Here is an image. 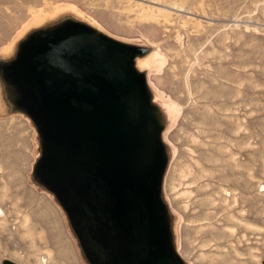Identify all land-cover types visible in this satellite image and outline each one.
<instances>
[{"label": "rangeland", "instance_id": "374dc122", "mask_svg": "<svg viewBox=\"0 0 264 264\" xmlns=\"http://www.w3.org/2000/svg\"><path fill=\"white\" fill-rule=\"evenodd\" d=\"M67 10L153 47L140 66L170 118L164 193L180 255L264 264V0H0V54ZM35 136L22 113L0 114V264H86L61 207L30 181Z\"/></svg>", "mask_w": 264, "mask_h": 264}, {"label": "water", "instance_id": "95a60500", "mask_svg": "<svg viewBox=\"0 0 264 264\" xmlns=\"http://www.w3.org/2000/svg\"><path fill=\"white\" fill-rule=\"evenodd\" d=\"M152 51L67 10L0 54V114L34 127L30 181L61 207L86 264H189L164 193L170 118L139 65Z\"/></svg>", "mask_w": 264, "mask_h": 264}, {"label": "bare ground", "instance_id": "6f19581e", "mask_svg": "<svg viewBox=\"0 0 264 264\" xmlns=\"http://www.w3.org/2000/svg\"><path fill=\"white\" fill-rule=\"evenodd\" d=\"M158 53L157 52H155L153 55H152V57H151V59L153 60V59H155V58H158L159 57V55H157ZM144 62H146V61H139V65H143V63ZM173 108H175L176 110H178V107L176 108V106H174L173 105ZM233 172V171H232ZM216 174V173H215ZM197 180V179H196ZM241 180V179H240ZM228 181V180H227ZM232 181V180H231ZM253 181V180H252ZM243 191H245V190H243ZM232 194V193H231ZM240 198H242V197H240ZM229 200V199H228ZM232 201V200H231ZM229 202V201H228ZM217 204V203H216ZM240 206V205H239ZM246 206V205H245ZM215 208V207H214ZM234 208V207H233ZM255 211V210H254ZM256 215V214H255ZM250 216V215H249ZM248 216V217H249ZM259 216V215H258ZM247 218V217H246ZM250 218H252V217H250ZM256 218H258V217H256ZM255 219V218H254ZM231 220V219H230ZM257 220V219H256ZM214 221V220H213ZM229 222V221H228ZM227 222V223H228ZM212 223V222H211ZM215 223V222H214ZM230 223V222H229ZM237 223V222H236ZM208 224H210V223H208ZM217 224V223H216ZM224 224H226V223H224ZM217 225H219V224H217ZM213 227V226H212ZM242 227V226H241ZM245 227V226H244ZM216 230V229H215ZM228 231H230V229L228 230ZM213 232V231H212ZM208 235H209V233H208ZM207 235V236H208ZM31 236V235H30ZM205 236V235H204ZM232 238H234V237H232L231 236V234H230V237L228 238V239H232ZM222 241H224V239L223 240H221V242ZM227 241V240H226ZM225 241V242H226ZM238 241V240H237ZM244 241V240H243ZM220 241L218 242V244L219 243H221ZM214 244V243H213ZM222 244V243H221ZM225 245H226V243H225ZM228 245V244H227ZM242 246V245H241ZM36 247V246H35ZM228 247H230V246H228ZM234 247L236 248H238V246H236V245H234ZM231 248V247H230ZM234 249V248H233ZM232 249V250H233ZM239 249V248H238ZM218 250H220V249H218ZM217 250V251H218ZM215 251H216V249H215ZM235 254V253H234ZM37 255V254H36ZM228 255V254H227ZM237 255V254H236ZM38 256V255H37ZM237 257V256H236ZM36 260V259H35ZM40 260V262L42 263V264H48V262H47V257L46 256H44V257H42L41 259H39ZM225 261V260H224ZM236 261V260H235ZM231 262V261H230ZM32 264V263H31ZM212 264V263H211Z\"/></svg>", "mask_w": 264, "mask_h": 264}]
</instances>
